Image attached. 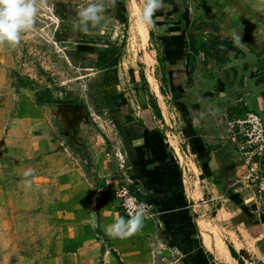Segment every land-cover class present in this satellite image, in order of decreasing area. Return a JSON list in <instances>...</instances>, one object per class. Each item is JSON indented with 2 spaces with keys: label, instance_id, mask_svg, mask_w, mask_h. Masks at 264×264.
Returning <instances> with one entry per match:
<instances>
[{
  "label": "crops",
  "instance_id": "1",
  "mask_svg": "<svg viewBox=\"0 0 264 264\" xmlns=\"http://www.w3.org/2000/svg\"><path fill=\"white\" fill-rule=\"evenodd\" d=\"M175 3L165 0L155 15L161 51L156 61L168 91L153 78L156 90L149 76L153 99L143 104L137 97L130 100L119 90L121 61L108 78L107 97L123 96L109 108L121 139L116 155L106 154L103 146L93 150L91 161L58 151L51 156L61 143H39L41 154L54 163L49 169L63 202L57 207L60 230L51 254L35 264H156L164 243L192 264H224L207 246L202 225L211 228L214 246L216 238L224 243L232 264H264V196L247 184L226 129L229 120L249 112L264 116V81L257 87L253 66L239 64L234 65L238 74L231 76L229 71L196 73ZM131 82L139 97L138 78ZM127 117L133 121L121 127ZM121 186H129L154 214L127 239L105 232L116 218H127L117 194Z\"/></svg>",
  "mask_w": 264,
  "mask_h": 264
},
{
  "label": "rangeland",
  "instance_id": "2",
  "mask_svg": "<svg viewBox=\"0 0 264 264\" xmlns=\"http://www.w3.org/2000/svg\"><path fill=\"white\" fill-rule=\"evenodd\" d=\"M171 1L177 2L172 7L184 21L188 45L193 40L211 50L212 55L192 51L196 73L229 71L231 76L238 74L236 64L253 66L261 86L264 0ZM90 2L44 0L34 28L21 42L0 44V264H35L51 254L60 230L57 207L63 201L47 155L58 151L91 161L93 150L103 146L106 154L117 153L121 139L106 102L111 72L96 68L99 49L114 46L122 54L118 85L130 100L137 97L143 104L153 99L149 76L156 90L153 78L168 91L156 61L161 56L156 17L152 27L137 20L145 0H116L102 13L103 28L84 33L77 14ZM233 30L242 33L243 47L234 45ZM132 77L139 80V97ZM47 139L63 147L41 154L39 143ZM28 168L34 169L30 188L23 176ZM157 255L156 264H192L171 243L160 245Z\"/></svg>",
  "mask_w": 264,
  "mask_h": 264
},
{
  "label": "clouds",
  "instance_id": "3",
  "mask_svg": "<svg viewBox=\"0 0 264 264\" xmlns=\"http://www.w3.org/2000/svg\"><path fill=\"white\" fill-rule=\"evenodd\" d=\"M165 0H145L137 16L138 23L152 27L155 24V14L163 8ZM115 7L116 0H92L78 12L77 24L84 33L103 28L106 7ZM44 5V0H0V44L6 43L16 46L21 42L22 35L34 28L36 17ZM231 39L236 47H243L242 33L233 30ZM34 169L24 171V183L27 188L33 184ZM127 218H116L105 228L108 236L118 239H127L142 230L147 212L144 204L126 202Z\"/></svg>",
  "mask_w": 264,
  "mask_h": 264
},
{
  "label": "built area",
  "instance_id": "4",
  "mask_svg": "<svg viewBox=\"0 0 264 264\" xmlns=\"http://www.w3.org/2000/svg\"><path fill=\"white\" fill-rule=\"evenodd\" d=\"M226 129L227 143L237 151L239 161L245 168L247 184L264 196V116L258 112H249L243 118L229 120ZM117 194L126 216V202L142 203L147 216L154 215L151 206L134 195L129 186H121Z\"/></svg>",
  "mask_w": 264,
  "mask_h": 264
},
{
  "label": "trees",
  "instance_id": "5",
  "mask_svg": "<svg viewBox=\"0 0 264 264\" xmlns=\"http://www.w3.org/2000/svg\"><path fill=\"white\" fill-rule=\"evenodd\" d=\"M190 48L196 52V54L200 53H207V55H212L211 50L209 47L204 45H199L197 42L190 41L189 42ZM214 56V55H213ZM122 58V54L115 48L114 46H109L107 48H101L99 49V56L96 62V68L99 70H106L107 73H110L113 69L117 68L120 65V61ZM159 61L161 63L164 62V59L159 58ZM166 83V79L163 81ZM123 96L122 95H117L113 97H107L106 102L109 105V108L114 107L116 104H118L120 101H122ZM154 109L157 111V114L159 117H161L160 114V109L157 105L154 104ZM133 121L132 118L127 117L125 120V124L121 127H125L127 123H131ZM232 251V250H231ZM233 257L237 259L236 254L232 251Z\"/></svg>",
  "mask_w": 264,
  "mask_h": 264
},
{
  "label": "bare ground",
  "instance_id": "6",
  "mask_svg": "<svg viewBox=\"0 0 264 264\" xmlns=\"http://www.w3.org/2000/svg\"><path fill=\"white\" fill-rule=\"evenodd\" d=\"M147 36V35H146ZM204 228H202V229H204L203 230V232H204V238H205V240H206V244H207V246L221 259V260H224L225 262H226V260L228 261V262H230L231 260H229V259H227L228 258V253L229 252H227V249H226V247H225V245H224V243H222V241H220L219 239H215L216 240V243H215V246H214V242L212 243V241H211V237H210V234H209V232H210V230L207 228V227H205L204 225H202ZM215 234V233H214ZM212 235V234H211ZM216 235V234H215ZM213 236V235H212ZM214 240V241H215ZM219 261V260H218ZM225 262H224V264H225ZM221 263V262H220Z\"/></svg>",
  "mask_w": 264,
  "mask_h": 264
}]
</instances>
